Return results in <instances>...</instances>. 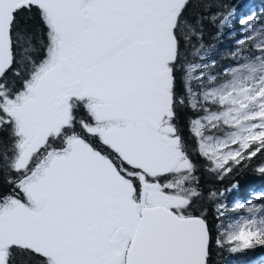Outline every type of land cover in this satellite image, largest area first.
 Listing matches in <instances>:
<instances>
[{
	"label": "snow or ice",
	"instance_id": "snow-or-ice-1",
	"mask_svg": "<svg viewBox=\"0 0 264 264\" xmlns=\"http://www.w3.org/2000/svg\"><path fill=\"white\" fill-rule=\"evenodd\" d=\"M189 4L0 0V264H209L211 229L193 211L202 193L176 109L202 113L190 131L218 178L264 156V28L255 15L241 20L237 62L212 75L215 61L184 50L208 53L192 43L204 17L189 20ZM21 13L34 30L20 27ZM233 211L245 215L219 226L216 245L264 247V203Z\"/></svg>",
	"mask_w": 264,
	"mask_h": 264
},
{
	"label": "trees",
	"instance_id": "trees-1",
	"mask_svg": "<svg viewBox=\"0 0 264 264\" xmlns=\"http://www.w3.org/2000/svg\"><path fill=\"white\" fill-rule=\"evenodd\" d=\"M211 4V8L207 7ZM189 20L203 16L202 20V41L193 38V44L203 43L208 49L207 56L203 61L191 56L192 48L185 50L189 60L203 62L215 65L210 68L212 75L223 76L224 71L234 66L238 58H234L232 53L238 47V41L244 39L248 34L247 25L241 24V20L247 19L250 15L257 18V27L264 28V0H190L187 12L185 13ZM211 15H216L217 19L213 22ZM228 16V21L221 25L220 19ZM18 23L21 28L27 27L29 30L36 28L37 22L29 19L28 13H21L18 17ZM183 48V42H182ZM255 50L249 45L244 50L245 55H251ZM182 73L177 72V93L184 94V85L182 82ZM194 89L199 88L194 85ZM198 113L191 109L187 104L178 105L176 109V124L179 133L185 142L187 151L193 163L196 165L194 176L197 178L198 187L202 193L201 197L194 201L193 211L197 214L206 212V218L209 223L212 235L210 244L209 264H264V247H257L251 250H245L238 253H230L226 248L218 247L215 239L218 235L220 225H227L230 221L241 218L245 213L243 211H233L236 203H264L258 199L261 193H264V174L256 171V167L264 161V156L253 158L251 165L243 170H236L233 173L220 179L214 173H210L208 162L197 151V140L190 131V120L194 119ZM81 116H86L84 110L80 111ZM6 135V134H5ZM210 192H217V196L209 198ZM222 193V195H220ZM218 205H225L219 215Z\"/></svg>",
	"mask_w": 264,
	"mask_h": 264
},
{
	"label": "flooded vegetation",
	"instance_id": "flooded-vegetation-1",
	"mask_svg": "<svg viewBox=\"0 0 264 264\" xmlns=\"http://www.w3.org/2000/svg\"><path fill=\"white\" fill-rule=\"evenodd\" d=\"M81 110H83V109H81ZM94 143H95V141H94ZM26 259V258H25ZM33 264H34V262H33Z\"/></svg>",
	"mask_w": 264,
	"mask_h": 264
}]
</instances>
